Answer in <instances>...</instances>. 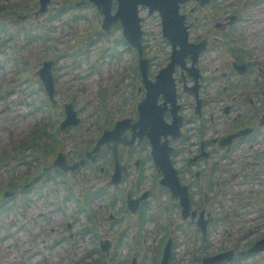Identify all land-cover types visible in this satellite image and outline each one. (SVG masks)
Instances as JSON below:
<instances>
[{
  "label": "rangeland",
  "instance_id": "obj_1",
  "mask_svg": "<svg viewBox=\"0 0 264 264\" xmlns=\"http://www.w3.org/2000/svg\"><path fill=\"white\" fill-rule=\"evenodd\" d=\"M57 1H63V0H57ZM79 7H82L83 11L87 14V17L89 15V18H81V21H80V18L77 21H73L69 18L67 23L63 22L62 20H59L58 22H56L57 20H55L51 23L52 26H54L55 28V31L52 34L53 41L51 44L52 46L56 47L54 48L52 53H55V50L57 49V45H61L62 47H64L65 46L64 43L66 44V41L68 40V38L73 37L74 32H79L80 35H83L85 31H88L87 29H91L94 26L93 24L100 23L101 16L98 14L97 11L94 10V8L91 5L84 4ZM23 9H24V6H23ZM73 11L75 10H72L71 12ZM141 14L144 15L145 17V21H144V26L146 29L145 39L150 44L149 47L153 49L155 55L157 56V58L154 60V63H153L154 65L152 68V72L154 74L156 68L159 66V63L165 62V59L167 58V55H168V52L171 46L168 42L165 41V39L163 38L161 39V37H159L158 35L159 27H160V18L155 14L147 15L146 7L141 8ZM47 16L48 15L44 16L42 19L43 23L45 24L47 23L46 21ZM32 21H34L33 18H30V20H28V22L30 23ZM14 29H15V24H14ZM109 33H110L111 39L118 37L121 34V26L120 28L118 27V25L112 26ZM92 38L93 37H89V39H92ZM258 42L264 43V24H262V29L260 30V34L258 36L256 35L250 36V39H249L250 45L257 46ZM101 45L102 44H99L100 47ZM94 46L95 45L92 44L90 48L93 49ZM19 47L25 48L24 51L21 50V53L23 55L25 52V54L30 58V68L31 69L33 68L32 73L30 72V74L32 78H34V80L36 78V81H37V76L35 75V71L37 67L40 65V63L42 62L41 61V58L43 57L42 55L53 56V54L50 51H45L47 47L45 46L42 39L37 40V41H27L26 39H21V41L17 45V48ZM209 54H213V53H209ZM91 55L97 56V53H94L92 51L90 56ZM209 58H210L209 55L206 56L207 60ZM132 59H133V53L130 51H125L120 57L110 59L108 63L104 62V68L100 71V74L102 76H105L104 80L97 78L99 76V75L97 76V74H88L87 72L88 61L86 58H83L81 63L75 64V66H74V62L72 63V60H69L66 57L60 59L56 63L57 69L55 70V73L57 74V77H56L57 84L56 85H57V90H58V94H57L58 99L64 102V101H68L72 97H75L76 107L78 106L79 109L78 108L77 109L80 111V114L83 117V123L80 126L76 127L75 129H71L70 134L72 133L76 137L82 134H86V135L90 134L92 136L96 134L98 132V128L100 127L98 126V123H96V116L100 113L99 111L100 109H102L103 112L105 113L109 107L112 108L113 110L117 108L118 111L116 113L113 112L112 114H115V117H118V118L126 116V115H132L130 114V111L132 110L134 111V107L136 106L135 103L137 102L138 99H141L143 96V92H142L140 94H137L138 98L135 97L134 95L135 89L134 87L129 85L130 82L132 81L134 72H131V70L126 72L125 68L129 66V64L132 62ZM202 63H204L205 66L208 65V62L205 60H203ZM209 63H210V67H207V69L213 68L214 62H209ZM7 66L8 64L6 65L5 68L8 69V71L10 72L12 69L7 68ZM256 71H258L257 66H256ZM125 73H127L128 75H125ZM1 74H2V69H0V78H1ZM122 74H124V81L118 82L117 80L118 83L114 84V87H113L115 88L117 92L116 95L113 96V98H109L108 104L104 105L103 96L100 93L102 86H104L105 83H108L107 81L108 78L110 80V78H112L113 75H117L118 78L121 79ZM257 75L258 73L256 74V76ZM35 84L38 85L37 83ZM10 85L14 86L12 89L15 90L12 96H16V95H18V97L21 95L25 96L24 94L20 92V87L13 85L12 81L10 82ZM106 85H109V84H106ZM210 86H213V84H210ZM122 89H124V91L126 92L121 93ZM213 89L214 88L212 87H208L207 90L213 91ZM121 94H124V99L120 97ZM36 96H42V92L39 91L37 94L32 93L30 94V96L26 98V100L28 102L29 101L32 102V99ZM28 104L29 103H25V102L17 103L15 110L13 111V114L16 118V123L14 126V132H15L16 138H19V137L25 138V136H27L29 133L32 132L36 122L42 119V117L45 115V112L42 109H39V110L33 109V112H30V109L28 108ZM102 105L104 106L101 108ZM60 108L54 109L55 117L59 115L61 111ZM7 112L8 110L6 106H4L3 101L0 99V151L2 150L4 145H6L7 143V135L10 130V127L7 126V118H8ZM70 143H73L72 139L65 142L64 144L65 151H67L68 148L70 147ZM142 154L145 156V171H144L145 180H144L142 187H145L146 184H148V182L149 184L150 182H152V174L155 176V173H154V169L152 166L153 164H152L150 157L146 156L147 152L142 151ZM27 155L28 153L24 152V156H27ZM30 155H32V151H30ZM26 162L27 163L25 164H27L28 166L34 165V163L38 165L36 160L31 159L29 156H27ZM22 165L24 164H21V161L18 160L19 168ZM33 168L34 167H30V170H33ZM3 170H5V168H0V171H3ZM263 175H264V172H263ZM105 179H106V176L102 178L101 182H103ZM261 186L263 187L261 189H264V184L260 185L259 187ZM53 198H54V193L52 192V194L47 198L46 200L47 204L45 203V206L42 200H38L37 204L31 206V212L38 216L36 219L37 226H38V229L40 228V231H39L40 239L43 240L44 243L47 241L49 242V239L51 237L49 236V232H52V234H54L56 230H59L62 228L60 219L58 217L52 218L55 211H51L50 213L48 212V208H49L48 203L50 205L51 204L50 202H52ZM104 201H105L104 199L98 200V204L105 205ZM252 203H253L252 199H249V201L246 202L247 206H246V209H244V212H246V210L248 212L253 211V208L251 206ZM120 204H121V201L118 202V204L116 205V208L120 206ZM209 208H210V205H205V209H209ZM40 210L44 212L43 216L38 215V213L40 214L39 212ZM210 210H214V209L211 208L207 211H210ZM250 214L254 215V217L252 218L251 216H249L247 218H244L243 220L233 221L235 230L230 231V232L228 231V234L227 232H225V234L227 235V238L225 237L226 242H225L224 249L231 247L235 243V241L238 240V238L241 235H243L245 231L244 225L251 226V228L254 231H256L258 228L259 231L257 232L263 231L264 218L261 219L259 214H257L256 212L250 213ZM257 215L259 216L258 218H257ZM106 217L108 218V213L106 214ZM46 218H48L49 220H47ZM85 220H86V217L83 214H80L76 217H72L70 219L73 225L72 230H77L78 228H80L84 224ZM41 222H43L46 226L49 225L50 229L47 230L44 227H42ZM108 224H109L108 220L106 218H103L99 226L100 231H101L100 233L101 236L103 235L108 236V237L113 236V231L107 230L109 228L107 226ZM125 226L126 224L123 227ZM154 226H155L154 221H148L144 225L145 229L150 230V235L147 237L148 240L143 242V249L139 251L138 253L136 264H140L141 262L147 264V263H150L151 260L153 259V255H154L153 252H155L153 248V245L155 242L154 238L155 237L157 238L160 236V232H156V229ZM114 227L118 228V224H115ZM161 231L165 233L163 228L161 229ZM211 232L212 230L209 233L210 243L209 245L206 244L205 246L206 253H210V252L215 253L216 252L215 250L217 248L216 246H218V242H219L220 235L215 232V235L212 233L213 236H211ZM193 235L194 234H192V232L191 233L189 232V236H190L189 238L191 240L195 238L196 246L198 249L195 250L192 247L190 248L191 246L190 242L188 244L184 243L178 249V256L180 257L185 256L184 258H187L190 250L197 252V253L202 252V249H200L202 247V242H203L202 237H201L202 235L197 234L194 237H192ZM183 237L185 236H182V240H183ZM21 238L22 239L20 243L22 244L24 236H21ZM84 241L87 245L92 244V240L91 238H89L88 235L84 238ZM148 243L150 244V249L145 250V246ZM30 246L25 240L24 246H22L20 251H18L15 245H13L11 239L6 240L3 243H0V261L2 262L3 260L5 261L6 257H3V255H5L7 252L9 253L8 259H12L14 258L15 254H18L19 252H24V251L27 255H29ZM64 246L66 245H64L63 243V247ZM133 246L134 245L131 242H128V241L124 242L123 245L118 250L119 257H122V255H125L127 250L129 249L131 250ZM76 247H78V249L75 251V255H78L81 252H83V248H81L79 244H77ZM49 252L50 251H47V255H46V252L43 255H39L40 257L34 256L33 257L34 261L31 259L32 263L45 264L46 261H49L52 264H64L66 262V258L63 256V252H60L56 256L48 255ZM52 253H54V249L52 250ZM244 262L246 264H264V256L258 255Z\"/></svg>",
  "mask_w": 264,
  "mask_h": 264
},
{
  "label": "water",
  "instance_id": "obj_2",
  "mask_svg": "<svg viewBox=\"0 0 264 264\" xmlns=\"http://www.w3.org/2000/svg\"><path fill=\"white\" fill-rule=\"evenodd\" d=\"M106 14L107 22L113 18H121L124 23L125 35L132 41L135 45L140 48L139 37H140V25L138 17L137 5L139 2H147L150 5V11L153 9H159L163 17V23L165 28V34L169 36L174 44L179 41L181 48H176L174 45V50L172 52V61L161 72L157 75L158 80L154 83L147 79L146 77V60H142L143 63L142 70L144 75V80L147 85V93L144 99L139 104V120L137 122L128 123L129 119H123L116 123V126L113 130L107 131L103 138L111 139L113 138L115 143L113 145V153L116 154V145L117 142L121 139L119 138V133H121L126 127L130 126L132 128L133 138L134 135H140V138L144 134H147L154 146V155L158 163L163 167L166 177L162 179V182L167 185H172L176 187V181L173 177V171L169 165L167 155V141L161 143L159 141L160 135L163 133L166 135L168 132L172 131L173 135L178 133V124L180 122V116L174 118L172 124H167L163 118V111L166 109L167 101H170L173 105L171 110L175 113L178 105L175 104V95L176 88L175 82L172 77L173 65L176 62H182L184 54L182 53V48L187 49L191 44L187 42V31L186 26L183 25V16L178 14V5L179 2L184 0H118V11L114 16L110 14V7L112 0H93ZM177 44V43H176ZM50 62H46L45 66L39 70L41 77L44 79L46 87L50 94L53 91V81L51 72L49 69ZM160 93H163L165 101L162 104L157 103V99ZM139 128V131L136 132V128ZM120 167L118 166L117 175L119 177ZM173 192L177 195V191L173 188ZM133 209H136L138 200L135 202H130ZM184 206L187 207V197H183ZM254 249H264V240H260L255 245ZM170 250V244L168 243L167 249L165 251V257L163 264H167V257Z\"/></svg>",
  "mask_w": 264,
  "mask_h": 264
},
{
  "label": "flooded vegetation",
  "instance_id": "obj_3",
  "mask_svg": "<svg viewBox=\"0 0 264 264\" xmlns=\"http://www.w3.org/2000/svg\"><path fill=\"white\" fill-rule=\"evenodd\" d=\"M233 6L235 8L228 9L215 0H210V2L205 5H201L196 0H189L182 4V9L185 11L188 21L192 25L190 28L191 36L193 31L198 28L200 29V33L193 35V37H200V39L206 38L208 44H211L212 41L218 40L219 44L223 46L224 43L231 45V40H236L237 36H240L243 40V37L245 36L243 31L246 28L244 27L243 21L249 16L253 4H249V0H238ZM231 15L236 16L233 23H231L232 21L230 20ZM193 37L192 39L195 40ZM233 48L234 46H231V49ZM245 51L248 54L250 53V50ZM246 63L249 67L248 71L251 73L253 64L250 59H246ZM251 81L253 82V86H257L258 83L256 80ZM243 90L237 91L232 98L235 108L237 107V102H234V100L241 94V92H243ZM245 99L254 103L253 98L250 96L245 97Z\"/></svg>",
  "mask_w": 264,
  "mask_h": 264
}]
</instances>
